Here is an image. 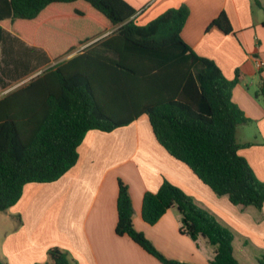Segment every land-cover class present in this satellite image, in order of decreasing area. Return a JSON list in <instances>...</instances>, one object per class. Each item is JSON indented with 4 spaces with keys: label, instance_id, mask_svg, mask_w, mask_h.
Here are the masks:
<instances>
[{
    "label": "trees",
    "instance_id": "trees-1",
    "mask_svg": "<svg viewBox=\"0 0 264 264\" xmlns=\"http://www.w3.org/2000/svg\"><path fill=\"white\" fill-rule=\"evenodd\" d=\"M10 3L11 33L54 61L77 53L0 98V212L19 201L25 185L55 182L74 167L87 132H111L142 114L159 144L215 194L228 196L233 205L263 207L264 183L239 154L236 140L238 127L248 122L233 101L238 70L228 79L214 60L185 43L186 4L140 26L138 12L124 0ZM254 4L263 7L259 0ZM211 28L233 32L224 12ZM255 95L264 104L262 78ZM173 207L182 216L181 232L193 240L202 236L215 247L210 264H240L232 232L166 180L144 194L143 220L154 225ZM117 214V235H127L161 264H189L167 258L134 228L122 180ZM43 264L72 262L67 252L52 247Z\"/></svg>",
    "mask_w": 264,
    "mask_h": 264
},
{
    "label": "crops",
    "instance_id": "crops-1",
    "mask_svg": "<svg viewBox=\"0 0 264 264\" xmlns=\"http://www.w3.org/2000/svg\"><path fill=\"white\" fill-rule=\"evenodd\" d=\"M10 1L0 0V90L5 89L3 76L15 73L17 66L31 67L34 71L28 78L33 79L77 53L54 61L43 49L11 33ZM124 1L138 12L135 23L140 26L186 4L190 14L181 34L185 43L197 55L214 60L228 79L238 70L233 101L248 119L237 129L239 154L264 183V104L255 95L264 79V0H259L263 7L254 0ZM223 12L233 32L207 30ZM16 41L24 46L22 58L11 56V42ZM78 152L77 163L60 179L25 185L19 201L0 212L1 261L43 264L48 250L59 247L72 264H161L127 235H117L119 180L128 186L134 228L167 258L210 264L215 247L202 236L193 240L181 232L182 216L176 207L154 225L143 220L144 194L156 192L165 180L181 188L232 232L233 255L240 264H258L264 257V205L261 209L233 205L228 196L215 194L159 144L146 114L111 132L90 130Z\"/></svg>",
    "mask_w": 264,
    "mask_h": 264
},
{
    "label": "rangeland",
    "instance_id": "rangeland-1",
    "mask_svg": "<svg viewBox=\"0 0 264 264\" xmlns=\"http://www.w3.org/2000/svg\"><path fill=\"white\" fill-rule=\"evenodd\" d=\"M18 44H20L19 47ZM11 47H12V51H11V56L13 58H16L17 56L19 57H23V52L25 51V49L23 48L24 46L21 45V43H19V41H16L15 44H13L11 42ZM29 48V47H28ZM18 52L19 54L16 55L15 51ZM36 50V49H34ZM39 52H41L39 49H38ZM36 52V51H34ZM31 67H28L27 69H24L22 68L21 66H17L16 68V72H12L11 74L9 75H5L3 76L4 78V83H3V88H5L4 90H0V98L3 97L4 95H6L7 93H9L10 91H12L13 89L17 88L18 86L28 82L31 78L28 76L34 71L32 69H30ZM26 78V79H25Z\"/></svg>",
    "mask_w": 264,
    "mask_h": 264
}]
</instances>
